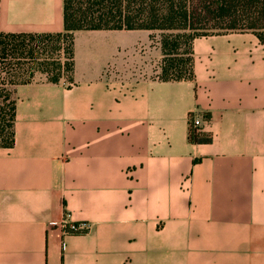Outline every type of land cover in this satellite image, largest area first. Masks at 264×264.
<instances>
[{
  "label": "crops",
  "instance_id": "0c3cea01",
  "mask_svg": "<svg viewBox=\"0 0 264 264\" xmlns=\"http://www.w3.org/2000/svg\"><path fill=\"white\" fill-rule=\"evenodd\" d=\"M63 31L64 0H0V33ZM150 34L76 32L72 83L12 88L0 264H264V43L198 37L194 79L162 81L128 69ZM192 113L208 144L189 140Z\"/></svg>",
  "mask_w": 264,
  "mask_h": 264
},
{
  "label": "trees",
  "instance_id": "16d2710c",
  "mask_svg": "<svg viewBox=\"0 0 264 264\" xmlns=\"http://www.w3.org/2000/svg\"><path fill=\"white\" fill-rule=\"evenodd\" d=\"M79 31L162 32L159 79L191 81L196 38L253 32L264 43V0H64L62 33H0V147L15 144V100L8 86L72 83ZM189 140L208 144L212 138L190 120Z\"/></svg>",
  "mask_w": 264,
  "mask_h": 264
},
{
  "label": "rangeland",
  "instance_id": "374dc122",
  "mask_svg": "<svg viewBox=\"0 0 264 264\" xmlns=\"http://www.w3.org/2000/svg\"><path fill=\"white\" fill-rule=\"evenodd\" d=\"M212 34H217L214 32ZM122 42L126 44H134L139 40V33L121 34ZM151 42L146 47H137V50H132L134 60L129 63L128 69L135 74V77L159 78L162 65V32H152L150 34ZM132 46V45H131ZM158 49L160 51H158ZM12 92V87L8 86ZM13 98V97H12Z\"/></svg>",
  "mask_w": 264,
  "mask_h": 264
},
{
  "label": "built area",
  "instance_id": "2783aa9c",
  "mask_svg": "<svg viewBox=\"0 0 264 264\" xmlns=\"http://www.w3.org/2000/svg\"><path fill=\"white\" fill-rule=\"evenodd\" d=\"M191 126L195 129H202L205 121H207L203 115L199 113H192L190 115ZM56 228L60 229L63 236L82 234L89 232L92 229V225L88 223H67L64 221L55 222Z\"/></svg>",
  "mask_w": 264,
  "mask_h": 264
}]
</instances>
